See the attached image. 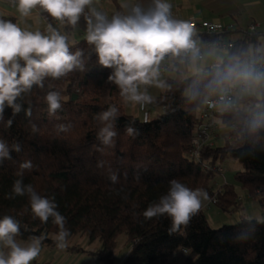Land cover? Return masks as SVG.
Instances as JSON below:
<instances>
[{"label": "trees", "instance_id": "1", "mask_svg": "<svg viewBox=\"0 0 264 264\" xmlns=\"http://www.w3.org/2000/svg\"><path fill=\"white\" fill-rule=\"evenodd\" d=\"M111 1L115 10L109 13L110 19L116 14L126 16L118 0ZM136 7L147 12L155 7V0H136ZM44 15L51 23L56 21L47 11ZM0 19L12 20V16L0 15ZM78 24L87 30L84 15ZM240 31L221 61L194 74L179 70L160 76L163 89L148 95L151 99L146 101L160 111L147 118L127 112L121 89L109 80L115 67L99 63L87 33L69 44L71 54L80 53L79 66L58 79L47 76L43 87L34 84L22 92L15 101L18 112L5 102L0 143L8 155L0 157V219L7 215L19 223L14 238L39 239L58 247L53 237L60 228L54 217L42 222L31 210L29 193H13L14 181L21 180L22 186L31 185L38 195L56 204L69 230L66 241L80 234L88 236L89 245L99 241L95 248L74 242L67 243V249L92 253L104 264H117L121 235L126 236L129 251L120 264H174L184 253L183 264H264V220L243 218L215 228L200 206L177 228L168 213L144 215L167 195L173 179L189 189L218 194V204L226 210L236 208L241 198L235 184L218 187L219 171L213 167L230 157L244 166L235 174L237 182L264 206V85L244 93L240 106L217 113L231 126L222 143L206 145L202 159L191 155L202 107L211 94L228 84L215 85L214 74L237 61L247 66L260 55L264 32ZM223 34L200 35L215 40ZM49 92L59 93L61 107L55 113L49 112ZM111 107L116 109L114 116L109 121L99 119ZM108 123L115 135L105 143L99 133ZM29 161L31 168L21 167ZM204 197L201 194V202Z\"/></svg>", "mask_w": 264, "mask_h": 264}, {"label": "clouds", "instance_id": "2", "mask_svg": "<svg viewBox=\"0 0 264 264\" xmlns=\"http://www.w3.org/2000/svg\"><path fill=\"white\" fill-rule=\"evenodd\" d=\"M92 3L93 0H17V11L21 17H27L39 6L61 23L66 21L73 27L84 15L87 21V42L95 44L99 63L104 67H115L109 80L115 81L125 99L134 102L150 101L151 98L145 93L138 92L137 82L152 84L159 74L158 66L167 54L179 56L182 51L195 50V42L192 40L195 23L172 19L170 5L166 0H155V7L147 12L136 7L133 14H116L111 20L95 8H90V15L85 13V8ZM46 32L28 31L11 20L0 19V113L3 112L5 102L18 112L20 106L15 101L22 92L29 91L34 84L43 87L45 77L58 79L80 65V53L69 52L66 35L51 24ZM21 61L24 62L23 66ZM233 81H241L249 87L264 85V71L237 61L218 69L213 77V83L217 86ZM46 101L50 113H55L61 107L57 92H49ZM115 112V107H111L101 113L99 119L109 121ZM28 114H31L30 110ZM99 135L108 143L115 135L112 125L106 124ZM7 155L5 145L0 143V157ZM21 167L31 168V162H24ZM170 185L167 195L160 198L159 204L149 206L144 215L151 218L168 213L178 228L199 210L200 196L203 194L206 198L207 193L201 189H189L175 179L170 181ZM25 191L30 195L31 210L35 217L45 223L49 216L54 217V223L60 231L53 239L58 242V247H65L69 230L64 226L65 218L56 211V204L38 195L31 185L25 187L21 180L14 181L15 195L22 196ZM19 230V223L13 217L6 215L0 219V244L9 248L7 254L0 251V264H30L39 256L40 240L34 239L26 246H21L14 239Z\"/></svg>", "mask_w": 264, "mask_h": 264}, {"label": "crops", "instance_id": "3", "mask_svg": "<svg viewBox=\"0 0 264 264\" xmlns=\"http://www.w3.org/2000/svg\"><path fill=\"white\" fill-rule=\"evenodd\" d=\"M118 2L123 7L126 15L133 14V9L136 8V0H118ZM166 2L170 5V16L172 19H210L213 21H221L225 25L234 24L236 28L230 31L227 30L226 33L223 32L224 34L219 38L221 41L219 45L212 44L207 46L205 45V40L208 39H203L200 34H192V40L195 42V45L203 51L204 56L198 58L197 55H192L188 60L182 61L181 57L189 50L182 51L179 56H173L169 53L158 66H167L163 73L165 75H174L179 70L187 74H194L202 71L207 66L221 61L228 51V46L225 45L226 42L240 37L242 34L240 30L247 29L251 22L256 20L264 21V0H166ZM90 8H95L97 11L104 14L105 12L111 13L115 10V5L111 0H93L92 5L85 8V13L90 15ZM0 15L12 16L11 21L17 23L22 29L33 32L39 30L44 34H47L46 29L48 25L51 24L53 28L68 37V45L87 33V30L82 28L78 23L75 27L68 24L66 21L61 23V21L57 19L54 23H51L45 17L44 10L40 9L39 6L33 9L29 16L21 17L17 11V4L12 0H0ZM260 50L259 58L261 57L264 59V42ZM137 90L139 93H145L147 96L159 94L153 83L141 84L137 82ZM126 105H133L138 108L140 106L141 109L144 108V110L150 114H155L160 111L158 106L151 105L146 101L134 102L126 99ZM146 112L144 115L134 114L144 118ZM218 140L221 139L218 137ZM14 239L21 246H26L32 242L19 238ZM69 242L70 241H66L65 247L63 248L50 247L40 243V254L36 259L31 261L30 264H35L36 262H43L46 264H100L97 257L92 253L72 252L68 250L66 244ZM4 248L7 247L0 244V251L4 252Z\"/></svg>", "mask_w": 264, "mask_h": 264}, {"label": "built area", "instance_id": "4", "mask_svg": "<svg viewBox=\"0 0 264 264\" xmlns=\"http://www.w3.org/2000/svg\"><path fill=\"white\" fill-rule=\"evenodd\" d=\"M15 4H17V0H12ZM104 15L107 17L108 20L110 19L109 13L105 12ZM182 21H186L188 23H195V27L193 29L192 34H201L202 32L206 33H221L227 30H234L235 25H225L221 21H213L210 19H180ZM247 30L255 31V32H264V21H253L248 26ZM215 40H205V45L210 46L212 44L219 45L220 39ZM233 43V40H229V42H226L225 45L229 46ZM197 55L198 58H202L204 56V53L202 50L199 49L197 45H195V50H189L187 53H185L181 60L185 61L188 60L192 55ZM247 66L254 68L259 71H264V59L263 58H251L248 61ZM167 66L159 67V74L157 77H160L164 72ZM258 86H246L241 81H233L228 83L224 88H222L220 91L215 92L211 94L204 106L201 109L200 116L201 121L199 122L197 132L195 136L193 137V145L194 148L191 152V155L202 159V153L203 149L206 145H215L218 140V132L217 128L219 127L218 123V116L217 113L220 110L226 109L228 107L233 106H240L239 99L240 97L248 92L252 91ZM149 113L146 112V118L148 117ZM209 166V165H207ZM215 166H222L220 164H217ZM204 207L203 210L206 211V209L211 208L214 204L219 203V196L218 194L215 195H207V197L204 199Z\"/></svg>", "mask_w": 264, "mask_h": 264}, {"label": "rangeland", "instance_id": "5", "mask_svg": "<svg viewBox=\"0 0 264 264\" xmlns=\"http://www.w3.org/2000/svg\"><path fill=\"white\" fill-rule=\"evenodd\" d=\"M153 85L155 86L156 91L160 93L161 90L163 89L162 78L157 77L156 80L153 82ZM127 112L144 115L146 111L144 110V108L141 109L140 106L138 108V107H134L133 105H128ZM218 123H219V127L217 128V132L219 133L218 135L219 139H221L219 142L220 144L222 143L223 137L231 130V126L225 125L220 118L218 120ZM213 167L214 169L219 171L217 175L218 187L222 186L224 183L227 182L231 184H235V188L240 194L241 199L239 201V205L236 208H231L230 210L224 209L218 203L214 204L213 207L206 209V214L210 224L215 228H219L225 224L238 223L243 218H257L260 220H264V206L261 203L260 199L250 195L248 189L242 187V185L236 180L235 174L237 171L244 168L243 164L238 159L230 157L224 162L222 166H213ZM204 199H202L201 206L205 203ZM69 241H70L69 243L80 242L82 244L90 246L91 248H95L99 245V241H96L93 244L89 245L88 236L81 234L72 237ZM128 251H129V244L127 242V238L125 235H121L116 250L117 264H120L122 262V260L127 255ZM185 257H186L185 253L180 255L175 259L174 264H183V260L185 259ZM99 263L104 264L101 261H99Z\"/></svg>", "mask_w": 264, "mask_h": 264}, {"label": "bare ground", "instance_id": "6", "mask_svg": "<svg viewBox=\"0 0 264 264\" xmlns=\"http://www.w3.org/2000/svg\"><path fill=\"white\" fill-rule=\"evenodd\" d=\"M203 207H204V204L201 206V209H203Z\"/></svg>", "mask_w": 264, "mask_h": 264}]
</instances>
